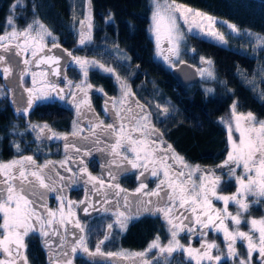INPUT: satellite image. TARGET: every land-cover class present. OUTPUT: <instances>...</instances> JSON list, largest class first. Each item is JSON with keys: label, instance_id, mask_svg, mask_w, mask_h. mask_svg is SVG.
Instances as JSON below:
<instances>
[{"label": "snow or ice", "instance_id": "1", "mask_svg": "<svg viewBox=\"0 0 264 264\" xmlns=\"http://www.w3.org/2000/svg\"><path fill=\"white\" fill-rule=\"evenodd\" d=\"M26 7L25 0H15L10 6L9 15L6 18V31L0 34V68L5 78L12 75L13 69L17 68L15 56L21 52H30L31 59L25 58V65L48 64L51 69V75L59 76L61 57L48 55L45 52L47 44L46 37L51 38V47L59 48L52 32L49 31L39 20H34L24 28H19L16 24L17 16L15 13L21 8ZM35 12V5H33ZM179 12L180 17L185 23L188 22V16L192 15L191 9H185L182 5L156 3L153 13L154 32L156 36L157 47H160L161 40L168 42L167 51L170 55L164 56L168 64H173L175 57L179 59L180 41L183 36L177 25L175 13ZM196 16H201L199 12ZM112 14L109 13V19ZM210 19V18H209ZM85 21H81L83 28ZM89 30L91 29V17L87 18ZM233 32H238L234 25H229ZM10 29V31H8ZM216 38L224 42V37L220 34H214ZM13 41L15 44L13 45ZM257 44L264 47V37H256ZM81 44L84 43L83 32L81 35ZM51 52V48H48ZM7 56V65H5ZM71 55V53H69ZM75 63L80 65L87 77L86 66H98L103 71L115 72L112 68L98 64L97 61L81 60L76 57ZM203 59V58H202ZM55 65V67H53ZM18 70V69H17ZM28 71L18 70L20 79L23 80L24 74ZM212 75L211 72L208 73ZM37 73L33 72V84L36 83ZM45 79L48 73L42 74ZM117 80L120 77L117 75ZM15 83V78L13 79ZM69 86L72 82L69 81ZM86 80L75 85L78 92H65L63 88L58 89L53 82L45 83L39 89H26L29 94L28 108L31 109L34 100H47L53 93L60 100L71 96L69 101L76 108L78 119L74 121V130L72 136H81L84 128L80 127L83 117L82 106H86L87 111L91 112V104L88 100ZM122 96L119 99H111L105 102V112L110 120L104 127L103 120H96L94 117H87L89 135L83 136L84 143L78 144L69 141L68 135L58 136L53 133L51 136H45V139H63L65 141V158L59 162V167L52 161H46L42 165L36 163L32 155L21 156L19 159H13L8 163H0V264H29L27 256L22 251L27 248L25 238L30 233L39 231L40 235L45 237L44 243L49 244V229L52 233L59 234L55 226L57 221L55 217L57 212L49 210L44 203L48 194L54 192L56 198L61 203L59 225L64 227L67 233L68 225L79 229L81 233L85 231L79 220L73 221L74 215L72 209L80 204L85 205L81 210L85 215L92 211H100L97 205H101L104 212H109L116 216L115 224L122 229L126 227V220L131 218V213L126 215L121 210L120 199L121 192H125L120 187L119 179L129 171L128 165L132 169L143 168L144 171L139 176H144L145 172L150 171L153 177L159 180L154 190L144 192L147 187L144 180L140 181L136 190L141 196H147V201L140 199L137 201V207L143 208L150 214L163 215L164 219L170 225L171 240L167 246L159 243V237L149 246V251L153 248H159L161 254L183 251L195 264H222L225 259L238 264H264V218L251 219V230L241 231V213L247 212L249 203L246 202L247 196H253L256 199L253 204H264V121H257L254 115L249 112L246 116L236 114V102H233L232 109L236 119V131L239 132V142L232 140L231 127L229 128V142L231 150L228 152V158L220 167L229 164H235L236 167H243V174L237 175L235 168H229V172L235 177L238 185L236 192L232 195H221L218 188L221 183V177L214 172H202L199 166L195 168L187 164L183 157L179 156L173 150L171 144L166 147L163 134L158 131L151 121V112L143 105L136 102V111L129 103L132 97L131 89L127 84L121 83ZM82 93V96H81ZM264 95V93H262ZM159 107V106H158ZM165 112L166 109H163ZM26 111V110H25ZM243 120V123L241 121ZM33 131L39 129L43 134L49 128L47 124L42 127L31 125ZM155 137V138H153ZM40 138V135L37 136ZM20 151L19 145L16 146ZM74 150V154L69 152ZM94 153H100L98 162L101 167L99 176L92 175L89 172L90 160L85 157H92ZM131 153V156L128 154ZM126 162V163H125ZM202 172L199 176V183L193 180V175ZM67 173L68 175H65ZM107 177V179H105ZM73 184H82L86 189L85 199L80 202L69 200L67 203V218L64 214L65 190ZM91 185V187H88ZM93 196L100 197L99 200L92 199ZM155 197L153 200L151 198ZM123 207L127 209L131 203L127 194L123 197ZM213 199L222 201L224 208L218 209L213 204ZM229 203L238 206L239 211L232 214L228 210ZM151 205V207H147ZM44 211L41 212L40 209ZM138 215V213H137ZM231 220L236 227L229 229L225 223ZM109 230L113 228V223L108 225ZM215 231L223 234L227 246V256L220 251L219 245L215 242H208L206 239L201 243L200 248H192L189 244L185 246L178 239L181 232H186L189 236L198 235L206 238L209 231ZM258 233V236L255 235ZM74 239L70 243L64 236L60 237V247L67 245L72 253L82 250L90 256L91 253L87 247L85 236H76L72 233ZM110 232L105 233V239H108ZM240 241L247 246V255L244 256L237 251V242ZM102 244L103 241H100ZM213 249L216 254H213ZM99 253V244L97 245ZM254 253L258 256L254 257ZM62 255L67 256V252ZM109 255H112L111 253ZM135 255L145 256L146 253ZM54 264H72L71 259L57 260ZM144 264H148L144 261ZM170 264V262H169Z\"/></svg>", "mask_w": 264, "mask_h": 264}, {"label": "trees", "instance_id": "2", "mask_svg": "<svg viewBox=\"0 0 264 264\" xmlns=\"http://www.w3.org/2000/svg\"><path fill=\"white\" fill-rule=\"evenodd\" d=\"M173 1V0H172ZM190 8L207 13L233 24L240 31L256 33L264 37V0H174ZM15 0H0V34L6 29V18L10 6ZM15 15L16 24L24 28L34 20H39L60 46L67 52L82 56H92L103 63L113 62L112 47L127 55V68L138 73V87L144 78L150 79L143 84V93L152 88L160 94V104L170 105L172 109L164 128L165 139L173 149L183 156L187 163L203 166H220L226 161L228 152L226 130L219 120L228 114L229 108L236 102V111L251 112L257 119H264V48L252 49L243 37H233L223 27H219L227 46L187 35L183 50L188 48L195 55L211 61L214 72L221 84H214V93L206 95L199 88V82L186 87L179 86L154 59L152 40L148 34L150 6L149 0H88V12L91 17L89 44L80 46L76 36V23L72 19L69 0H25ZM35 5V12L33 11ZM109 13L112 14L109 19ZM51 48V43L46 42ZM190 64V63H189ZM192 65V64H191ZM193 66V65H192ZM123 67V66H119ZM66 76L75 79L76 73L71 67ZM103 77L92 73L88 81L102 86ZM108 81V85H109ZM105 87V89H104ZM108 89V88H107ZM109 90V89H108ZM108 93V91L106 92ZM146 99V95L143 94ZM168 107V106H167ZM7 104H0V158L13 153L15 147L23 148L20 133L22 121L13 122V116ZM67 112L63 107L42 104L35 109L32 119L45 121L57 127L66 126ZM12 132H17L13 134ZM235 190L233 181L220 183L218 191L223 194ZM252 215L264 214V204L252 207ZM149 227V226H148ZM138 250H142L150 239H166L164 231H133ZM157 234V235H156ZM29 264L40 263L37 250L29 251ZM179 257V256H178ZM172 260L181 263L179 258ZM222 264H230L223 260Z\"/></svg>", "mask_w": 264, "mask_h": 264}, {"label": "flooded vegetation", "instance_id": "3", "mask_svg": "<svg viewBox=\"0 0 264 264\" xmlns=\"http://www.w3.org/2000/svg\"><path fill=\"white\" fill-rule=\"evenodd\" d=\"M48 50V49H47ZM70 53V52H69ZM79 58H81L80 54ZM167 56V55H164ZM163 56V57H164ZM92 56H82L84 59H90ZM73 56L71 55V60ZM154 54V59H155ZM92 59V58H91ZM70 60V62H71ZM128 60V59H127ZM156 61L163 66L164 63H167L164 58H156ZM69 62V64H70ZM101 62V61H100ZM99 63L105 65V67L112 68L115 72V75L109 72L103 71L100 67H95L92 69L87 70V77L84 75V71L79 72L77 68L71 67L73 71L76 73L77 77L75 79L68 78L66 76V69H65V75L63 76L62 80L59 82H55L51 79L49 75V70L46 68H39L34 69L32 68L31 64L30 67L27 68L28 71L23 76V80L20 79L19 76V84L26 96V104L24 107H16L12 100H11V90L8 89L4 83L3 80L6 79L3 77L1 80L2 85L5 89H7L9 93V98L5 102L11 110V114L13 116V122H20L22 121L23 124V131L20 133L21 136V142L24 145L23 148H20V151L17 150V148L14 150L13 153H8L7 157L4 159L0 158L1 163H8L11 162L13 159H19L22 155H32L34 159H36V163L38 165L44 164L46 161H52L59 167V162L65 158V141L63 139H45V136H51L53 133H55L58 136H64L68 135L69 141L76 142L78 144L84 143L83 136L89 135V131L87 128V125L89 124V120L87 117H94L96 120H103L104 121V127L107 126V124L110 122L107 113L105 112V102L109 101L113 98L119 99L122 96L121 92V83H125L128 85V87L131 89L132 97L129 100V103L132 104L133 108L136 111H139L138 108H136V102L138 101L139 104L143 105L147 110L151 112V121L155 125V127L158 129L160 133L163 134V139L166 141L165 145H162V147H166L169 142L165 139L164 136V128L167 122H165L167 118L164 119V124L161 123L160 119H157V116L155 114V111L153 107L147 104L145 99L141 97V95L137 96L136 89L139 88L138 84V73L134 69L127 68L126 63H123V67H120V64L118 63ZM26 67L23 65V68L21 70H24ZM197 69V68H196ZM42 71L43 73H48L45 80H43L45 83L53 82L57 85L58 89L60 85L63 82H66V89L65 92H78L79 90L75 88L76 84L81 83L82 81L86 80V85L90 84L91 88H86L88 93V100L91 104L92 111L89 112L86 109V106H82L83 111V117L80 122V127L84 128V132L81 136H72L71 133L74 130V121H77V111L76 108L73 106L72 103L69 101L72 99L71 96H68L70 100L67 102L63 100H59L58 97H56L55 93H53L47 100H34L32 108H28V101H29V94L26 91V89H39L40 86L39 83H35V85L32 82V73H38ZM198 71V70H197ZM92 73H96L97 75L103 77L105 80H102L104 83H106V87L109 89L103 90L102 86H97L91 84L88 79ZM171 73V70H170ZM117 75L120 77V81L117 80ZM29 76V79L27 78ZM69 81L72 82V86H69ZM109 81V85H108ZM149 81H152L150 79H142V84H149ZM41 82V81H40ZM153 82V81H152ZM22 84H25L23 86ZM108 91V93H106ZM139 92V91H138ZM139 97V98H138ZM4 104V105H5ZM42 104L46 105L49 104L51 106L56 107H63L65 108L68 116L66 121V126L57 127L53 126L52 124H48V122L45 121H37L33 118L35 109L41 106ZM17 111H21L22 113L18 115L16 113ZM26 110V111H25ZM155 116V117H154ZM156 118V119H155ZM44 124H47L49 126L48 129L45 130L43 134L39 133V129L36 131H33L31 128V125H39L43 126ZM162 124V125H161ZM162 129V130H161ZM40 135V138L38 139L37 136ZM18 136V134L16 135ZM155 138V137H153ZM174 150V149H173ZM69 152H72L74 154L73 149H69ZM175 151V150H174ZM176 154H178L175 151ZM100 153H94L92 157H85L86 160H90L91 163L89 164V172L92 175L99 176L101 174V167L100 163L98 162ZM131 156V153L128 154ZM181 156L180 154H178ZM183 157V156H181ZM185 160V159H184ZM186 161V160H185ZM126 163V162H125ZM191 167L195 168L196 166H199V168L204 172H210L212 169L214 171L216 167L218 166H203L202 164H196V163H187ZM232 167V164H229V169ZM129 171L126 175L122 176L119 179V184L122 189L125 190V192H121V199H120V205L121 210L125 211L126 215L128 213H131V218L126 220V227L123 229L114 223L116 220V216L109 212H104L101 208V205H97V208H100V211H97V213L92 214L91 216H86L85 213L81 210L85 205L80 204L78 207H74L72 209L74 215L71 217L73 221L79 220L81 225L84 227L85 231L81 233L79 229L73 227L72 225H68V232H65L64 227H61L59 225L60 220V208L61 203L56 198V194L54 192L48 194L47 200L44 202L47 205V208L49 210H53L57 212V216L55 217V220L57 221V224L55 225L58 228L59 234L52 233L51 229H49V244L46 245L44 243L45 237L41 236L39 231L35 233H30L28 237L25 238V243L27 245L26 249H23L22 251L27 256L28 252L33 250H37L39 253V259L40 263L42 264H54L57 260H67L71 259L72 264H138L139 263V255H135L138 253H146L147 258L150 257L148 260L151 259L150 264H162L161 261L156 259L154 257L152 261V256L154 254V248L149 251V246L153 241L156 240V238H152L149 240L147 245L142 249L138 250V244L134 239L133 231H164L166 236L169 234V227L170 225L167 223V221L164 219L163 215L161 214H150L147 211H144L143 208L137 207V201L140 199H143L147 201L149 197L147 196H141L137 193V189L139 187L140 181L144 180L147 184V187L143 190L144 192H149L151 190H154L156 188V185L159 183V180L156 177H153L151 175V172H145L144 176H139V173L144 171L143 168L138 169H132L130 165H128ZM224 170V169H223ZM202 174V172H197L193 175V180L198 184L199 182V176ZM65 175H68L65 173ZM107 179V177H105ZM88 187H91L89 185ZM127 194L129 197V200L131 201L129 207L125 209L123 207V199L122 197ZM65 200H64V214L67 218V203L69 200L80 202L85 199L86 196V189L85 186L82 184H73L71 187L67 188L65 190ZM92 199L99 200L100 197L93 196ZM155 200L156 198H151ZM147 207H151V205H147ZM41 212L44 211L43 208L40 209ZM92 210H90L91 213ZM138 213V215H137ZM110 223H113V228L109 230L108 225ZM149 226V227H148ZM110 232V235L108 236V239H105V233ZM72 233H75L76 236L83 235L86 239V244L91 253H96L95 255H89L88 253L83 252L82 250H79L74 254L71 252V249L65 245L64 247H60V237L64 236L70 243L73 241L74 237ZM157 235V234H156ZM181 237H185V232H182ZM167 238V237H166ZM100 241H103L101 244ZM160 241V238H159ZM99 244V253H97V245ZM63 252H67L68 255L64 256L62 255ZM112 255H109V254ZM179 260L181 263L183 262V258L179 255ZM28 259V256H27ZM176 257L173 259L175 260ZM170 260V259H169ZM172 262H170L171 264ZM184 263V262H183ZM169 264V263H168Z\"/></svg>", "mask_w": 264, "mask_h": 264}, {"label": "rangeland", "instance_id": "4", "mask_svg": "<svg viewBox=\"0 0 264 264\" xmlns=\"http://www.w3.org/2000/svg\"><path fill=\"white\" fill-rule=\"evenodd\" d=\"M69 2H70V6H71L72 19L77 25L76 26V36H77L78 44L80 46H84L86 44H89L92 40V37L90 35L89 27L87 24V18L89 17L88 0H69ZM156 3H160L163 6L165 3L168 5H171V4H173V1L172 0H149L150 15H149L148 34H149V37L153 43V49H154L155 57L158 58V60H159V58H163L164 55H170V53L167 51L169 45H168V42L166 39L162 38L160 47L159 48L157 47L156 36H155V32H154V21H153V13L155 11ZM175 4L182 5L185 9H191L192 15L188 16V22L185 23L183 18H179L180 13L179 12L175 13V16L178 18L177 19V25H178L179 31L182 33V36H183L182 40L180 41V53H181V55H180L178 60L175 57H173L174 63L171 65L168 63H164L162 68H164V70H166V71H170L173 67L177 66L179 63H182V62H188V63L192 64L198 70V75L200 78L199 88L201 90H203L206 95L213 94L214 93V86H215L214 84L215 83L221 84V82L217 78V76L214 72L213 65H212L210 60L205 59L202 56L195 55L194 53H192L190 48H188V50H186V51L183 50V46H184L183 44L185 42L184 40L187 37V35H194L196 37L211 41V42L216 43L218 45L227 46L225 38H224V42H221L214 35V34H220L223 36V33L220 30V28L223 27L233 37H238V36L243 37L245 41H248V45H250L252 47V49L264 48V47H261L257 44L256 37H258L259 35L256 33H251L248 31H240V30H238V32H233L232 29L229 28V25H233V24H231V23H229L223 19L214 17L212 15H209V14L201 12L199 10L190 8L188 6H185V5L177 3V2H175ZM196 12H199L202 15L196 16L195 15ZM81 21H85L83 28L81 26ZM5 31H6V29L4 30V32ZM8 31H10V29H8ZM82 32H83V38H84L83 44H81V42H80ZM259 37H261V36H259ZM47 41H49L51 43V38L46 37L45 42H47ZM14 44H15V41H13V45ZM111 51L113 54V62L112 63H118L121 66H123V63L127 64V62H128L127 55L123 54L116 47H112ZM70 53L73 56V58L69 64V66L77 68L79 72L84 71L81 69L80 65L75 63L74 58H76V57L79 58V55L72 53V51H70ZM20 57L22 58L23 65L25 67L29 68L30 65L26 66L24 63V59L25 58L31 59V53L30 52H27V53L21 52ZM80 57H81L80 58L81 60L97 61L98 64L101 63L100 60H98L95 57H91L92 59L91 58L90 59H84V58H82V56H80ZM4 66H8L6 61H5ZM95 67H98V66H86L87 70L95 68ZM209 72L212 73L211 76H209V74H208ZM42 74H43V72L40 71L36 75V83L40 84V86L38 88L43 87L45 84V82L43 81V80H45V77ZM3 77L4 76L2 73V68H0V79H2ZM27 78L29 79V76ZM32 82H33V79H32ZM22 85L25 86V84H22ZM60 88L66 89V82H63L60 85L59 89ZM143 88H144V85L141 84L139 86V88L136 89L137 96L141 95V97L143 98L144 97L143 94L146 95V99L145 98H143V99H145V101L147 102L148 105L153 107L155 114L157 116V119H160L161 123L164 124V122H163L164 119L169 117V114L172 111V109L170 108V105H165V103L160 104V102L162 101V98H160L161 97L160 94H157L156 92L153 95L154 91L152 88H150L146 92V94H145V92L143 93L142 91L138 92L139 90H143ZM81 96H82V93H81ZM8 98H9V93H8L7 89H5L3 87L2 82L0 80V104H5V102L7 101ZM68 100H70V98H68V96H67L63 101L67 102ZM14 109H16V108H14ZM163 109H166L167 111L165 112ZM15 111L18 115H20L22 113L21 111H17V109ZM235 112H236V114H243L244 116H246L248 114V113H240V112H237L236 110H235ZM256 120L257 121H264V119H257V118H256ZM219 122L223 125V127L226 130L227 145H228V152H229L231 150V144L229 142V128L231 127V135H232L233 141L238 143L239 138H240L239 132L236 131V119H235V116L233 114L232 106L229 108L228 114L223 116L219 120ZM241 123H243V120L241 121ZM12 133L16 134V135L18 134L17 132H12ZM15 148H17V147H15ZM228 152H227L226 160L228 158ZM231 168H235L237 175H242L244 172L242 166L236 167L235 164H232ZM202 172H204V168H203ZM210 172H214L215 175L220 176L221 177V183L231 180V181H233V183L235 185V190L232 193L223 194V193H220L218 191L219 194H221V195H232L236 192L238 185L235 182V177L232 176L231 173L229 172V169H224L221 171H214L212 169ZM255 199H256L255 197L250 196V195L246 197V202L249 203V209L247 212L241 213V224L239 225V229L241 231L248 232L251 230V224H250L251 219L264 218V214L261 216H255V215H252L250 212L252 207H257L259 205L261 206V204H253L252 203V201ZM213 204L218 209L222 210L224 208V204L222 201H218V200L213 199ZM228 210L232 214H236L239 211L238 206L233 204V203H229ZM225 223L228 225L230 230H232L236 227L235 225L232 224L230 219L226 220ZM181 233H180V235H181ZM180 235H179L178 239L180 240V243L185 245V246H188L190 244L192 248H200L201 243L203 242L204 239H206L208 242H215L217 245H219L220 251L224 254L225 257L227 256V246H226V243L224 241V237H223L222 233L210 230L208 232V236L206 238H201L198 235H194V236L190 237L189 234H187L186 232H185V237H181ZM255 235L258 236V233H256ZM170 240H171V232H169L167 238L163 242H162V240H160L159 243L162 246H167L168 242ZM237 251L239 253H241L242 255L246 256L247 255L246 244H243L242 242L238 241L237 242ZM213 254H216L215 249H213ZM179 255L183 258V262H184V263L182 262L179 264H195V261L190 260L187 256V254L184 253L182 250L173 252L171 254V256H169L168 253L161 254L159 251V248H154V254L152 256V261H153L154 257H156V259L161 261L162 264H168L169 262H172V260L175 257L177 258ZM256 256H258V253H254V257H256ZM0 258H2V254H0ZM149 258L150 257L147 258V255H145L143 257L139 256V263L138 264H144V261H147L148 264H150L151 259L148 260ZM225 260H227L230 264H234V262L232 260H228V259H225ZM173 263L177 264L176 262H173ZM235 264H238V260L235 262Z\"/></svg>", "mask_w": 264, "mask_h": 264}, {"label": "water", "instance_id": "5", "mask_svg": "<svg viewBox=\"0 0 264 264\" xmlns=\"http://www.w3.org/2000/svg\"><path fill=\"white\" fill-rule=\"evenodd\" d=\"M45 52L48 55H55L61 57L60 66H59L61 74L59 76L51 75V69L48 64H41L39 65V67H36L35 65H31L32 68L34 69L46 68L49 70V75L53 81L55 82L61 81L63 76L65 75V69L71 60V55H69V52H67L62 46H60L59 48L51 47V52H48V50H45ZM8 55H9L8 53H5L6 63H7ZM15 60L17 61V68L13 69L12 75L4 79L3 83L8 89L11 90V100L13 104L19 108L25 106L26 96L19 84L18 70H21L23 68L22 58L20 57V55L15 56ZM53 67H55V65H53ZM171 76L176 81V83L181 87L197 84L200 81L197 69L188 62H182L179 63L177 66L173 67L171 69ZM14 78H15V83H13ZM220 166L216 167L215 170L221 171L225 168H228L229 165H226L224 167H220ZM95 213H97V211H91V213L86 216H91L92 214Z\"/></svg>", "mask_w": 264, "mask_h": 264}]
</instances>
